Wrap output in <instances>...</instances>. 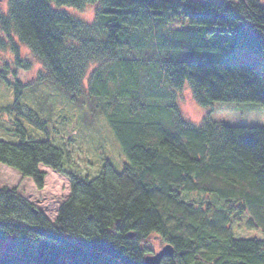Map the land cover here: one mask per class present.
<instances>
[{"label":"trees","instance_id":"16d2710c","mask_svg":"<svg viewBox=\"0 0 264 264\" xmlns=\"http://www.w3.org/2000/svg\"><path fill=\"white\" fill-rule=\"evenodd\" d=\"M98 4L94 21L76 14ZM67 8L69 10H64ZM73 104L88 99L125 158L122 171L103 159L96 175L76 168L71 139L22 105L31 62ZM0 81L15 101L4 109L47 133L0 141V166L42 189L45 166L71 182L52 223L17 190L0 188V264H146L144 242L157 235L174 248L161 264H264V239L236 238L233 228L264 232V127H234L208 115H182L186 83L197 104L264 105V73L251 62L186 60L202 52H264V0H9L0 11ZM262 65L263 62L260 61ZM87 82V84H85ZM1 179V172H0Z\"/></svg>","mask_w":264,"mask_h":264},{"label":"rangeland","instance_id":"374dc122","mask_svg":"<svg viewBox=\"0 0 264 264\" xmlns=\"http://www.w3.org/2000/svg\"><path fill=\"white\" fill-rule=\"evenodd\" d=\"M9 0H0V11L6 12ZM98 4H91L84 11L69 12L84 22L92 23ZM22 57L31 62V67L26 72H19L20 80L28 83L25 90L22 105L29 107L47 120L48 130L53 128L49 139L58 142L63 138L72 140L74 146V160L76 168L83 174L96 175L103 159L110 161L115 169L122 171V163L125 158L114 135L106 126L105 120L92 113L88 99H83L80 104H73L70 97L54 87L50 82L40 84L38 74L43 70L32 54L25 47L21 48ZM208 60L214 63L251 62L259 64L264 73V52L251 55L239 50L232 53L202 52L198 56L186 58V60ZM14 56L9 49H0V64H9L13 68ZM87 84V82H85ZM178 93V105L182 115L194 124H200L208 115L216 122L225 123L234 127H264V105L261 103H225L215 102L209 107H202L194 99L191 85L186 83ZM15 101L13 87L0 81V141L12 144L22 143V136L16 133L18 119L25 128L27 138L34 141H45L47 133L37 129L26 118L17 115L16 112H8L4 108ZM41 171L46 173L44 186L38 189L31 178H23L22 175L5 165L0 166V188L17 190L18 194L34 205V208L43 213L52 223L55 222L61 206L71 196V182L68 178L55 173L48 167L41 166ZM236 238L264 239V232L259 229H249L246 226L233 228ZM149 249V255L159 253L166 243L157 235L149 236L144 242Z\"/></svg>","mask_w":264,"mask_h":264},{"label":"water","instance_id":"95a60500","mask_svg":"<svg viewBox=\"0 0 264 264\" xmlns=\"http://www.w3.org/2000/svg\"><path fill=\"white\" fill-rule=\"evenodd\" d=\"M35 213L39 212L34 208ZM174 254V248L171 245H166L159 253L149 255L145 257L146 264H161L163 259L172 257Z\"/></svg>","mask_w":264,"mask_h":264}]
</instances>
